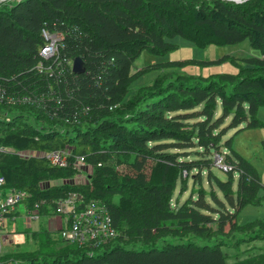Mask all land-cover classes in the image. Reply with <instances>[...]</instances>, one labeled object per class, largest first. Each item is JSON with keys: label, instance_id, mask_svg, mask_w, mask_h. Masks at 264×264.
Listing matches in <instances>:
<instances>
[{"label": "trees", "instance_id": "16d2710c", "mask_svg": "<svg viewBox=\"0 0 264 264\" xmlns=\"http://www.w3.org/2000/svg\"><path fill=\"white\" fill-rule=\"evenodd\" d=\"M44 33L59 35L47 58ZM175 36L202 49L247 40L260 56L235 74L205 78L182 71L190 61L133 67L143 50L171 52ZM76 57L79 74L71 70ZM154 69L151 82L133 85ZM0 89V147L12 149L0 154L2 195L25 192L26 219L54 215L74 193L76 207L104 204L117 233L93 247L28 230L33 249L0 264H264L256 244H264V218L238 220L244 207L261 204L264 186L231 138L223 142L228 129L260 125L264 0H0ZM63 149L68 165H50L44 154ZM204 173L219 194L192 188L180 203L188 180L200 184Z\"/></svg>", "mask_w": 264, "mask_h": 264}, {"label": "rangeland", "instance_id": "374dc122", "mask_svg": "<svg viewBox=\"0 0 264 264\" xmlns=\"http://www.w3.org/2000/svg\"><path fill=\"white\" fill-rule=\"evenodd\" d=\"M170 42L177 45L176 48L168 52L166 55L160 57L150 54L146 50H143L140 55L133 62V67L136 70L147 67L149 64L164 62V61H190L194 62L191 66L184 67L183 72L191 75H199L200 77H208L210 75L220 74V73H229L235 74L238 72L239 68L244 66V59L250 57H259L260 52L257 49L250 47L247 40H244L240 43L226 46H214L210 45L206 48H198L193 43L185 40L181 37H172ZM228 56L226 61H220L223 57ZM234 59V60H232ZM160 70H148L144 75H142L138 80L134 82L133 85L138 87L144 83H149L154 78V76L159 74ZM220 112L218 113V115ZM11 116V113H10ZM260 125L255 127H246V124L243 123L239 128L228 129L226 135L223 136V142L231 138L232 148L242 155L244 159L249 161L258 172L261 178V183L264 186V106L260 107L256 114ZM256 118V119H257ZM230 118L225 119L222 128L228 126ZM220 157H214V160ZM222 159V157H221ZM213 173L221 180H225L227 174L224 171H221L218 168L213 169ZM78 182H84L85 177L79 176ZM234 180L236 182L237 175H234ZM235 186V184H234ZM202 187L205 192L215 191L218 193L217 188L213 182L207 181L206 174H202L201 183L193 184L192 180L189 179L187 182V191L183 192L179 198V202H183L191 193V189H198ZM178 191L174 193V198L178 195ZM219 194V193H218ZM260 195L264 196V189L261 190ZM18 215L15 218V221L6 220L4 222V228L2 229V234L5 235L4 240L11 238L9 234H12L15 244L8 243L6 248L9 251L33 249V245L30 241L24 242L26 230L34 231L39 229H45L49 232H52L53 236L62 240L60 237L59 230H50L49 223L52 221L50 217L47 218L45 214L39 216L38 220L28 221L24 215V207L19 204L16 207ZM264 218V199L261 201L259 206H246L238 215V220L241 223L251 221L253 219H262ZM25 222H29L25 225ZM40 223L42 228L38 227L35 223ZM31 223V224H30ZM31 225V226H30ZM30 228V229H29ZM7 243V242H6ZM20 244V245H19ZM259 247L264 250V244L256 242ZM18 245V246H16ZM16 247V248H15ZM248 246L242 245V249H246ZM230 255L228 261L233 260L234 251L231 249L228 250Z\"/></svg>", "mask_w": 264, "mask_h": 264}, {"label": "built area", "instance_id": "2783aa9c", "mask_svg": "<svg viewBox=\"0 0 264 264\" xmlns=\"http://www.w3.org/2000/svg\"><path fill=\"white\" fill-rule=\"evenodd\" d=\"M43 35L48 41V44L42 47L40 55L43 58H47L56 52L59 35L47 33H44ZM4 98V93L0 89V101ZM21 101H28V98H22ZM7 102L15 103L14 99L10 97L7 98ZM10 150L12 149L0 147V154L3 151ZM19 155L26 157L29 154L27 152H19ZM68 155L69 151L63 149L45 153L44 157L52 166L66 167L68 165ZM82 162L83 158L78 157L74 166L79 168L82 166ZM215 163L220 169L226 170V166L223 164L221 157L216 159ZM3 184L4 178L0 175V256L2 247L5 243V236L2 234L3 220L9 214L13 213L15 207L22 203L27 197V194L23 191H12L3 196ZM79 200L80 198L76 194L70 193L65 199L60 200L57 203L55 215H58L59 218L62 217L63 220V224L58 229L61 239L66 243L76 244L78 246L92 243L93 247L114 239L117 233L112 225L106 206L91 200L84 204V206L76 207V203ZM28 218L31 220H37L39 215L36 212L28 213Z\"/></svg>", "mask_w": 264, "mask_h": 264}, {"label": "crops", "instance_id": "0c3cea01", "mask_svg": "<svg viewBox=\"0 0 264 264\" xmlns=\"http://www.w3.org/2000/svg\"><path fill=\"white\" fill-rule=\"evenodd\" d=\"M234 150V149H233ZM235 151V150H234ZM3 193V192H2ZM23 205V204H22ZM24 207V206H23ZM14 212H16V216L18 215V211L16 210V208H15V210H14ZM24 212H25V209H24ZM25 215V214H24ZM47 216V218H49L50 217V220L52 221L51 223H49V228H50V230H54V231H56V230H58L59 228H60V226L63 224V220H62V217H58V215H46ZM15 218L16 217H6L3 221L5 222L6 220H11V221H15ZM39 219V218H38ZM37 219V220H38ZM26 220V219H25ZM4 222H3V228H4ZM27 223H29V222H25V225L27 224ZM31 224V223H30ZM35 224H37L38 226H37V228L38 227H40V228H42V226H41V224L40 223H35ZM31 226V225H30ZM30 229V228H29ZM27 231V230H26ZM26 231L24 232L25 234H26ZM34 231H36V230H34ZM13 234V233H12ZM12 234H9V236L11 237L9 240L6 238L5 239V243H4V245H3V247H2V252H1V256L0 257H2V256H4V255H7V254H9V253H11V252H15V251H25V250H28V249H23V250H17V249H14L15 251H9V252H7L8 251V249L6 248L7 246V244L10 242V243H13V244H15V242H14V239H13V236H12ZM5 236V235H4ZM26 236V238L24 239V242H27L28 241V235L26 234L25 235ZM7 242V243H6ZM20 245V244H19ZM16 246H18V245H16ZM16 248V247H15Z\"/></svg>", "mask_w": 264, "mask_h": 264}, {"label": "water", "instance_id": "95a60500", "mask_svg": "<svg viewBox=\"0 0 264 264\" xmlns=\"http://www.w3.org/2000/svg\"><path fill=\"white\" fill-rule=\"evenodd\" d=\"M71 70L75 74L82 73L84 71L83 62L79 57H76L71 65Z\"/></svg>", "mask_w": 264, "mask_h": 264}, {"label": "bare ground", "instance_id": "6f19581e", "mask_svg": "<svg viewBox=\"0 0 264 264\" xmlns=\"http://www.w3.org/2000/svg\"><path fill=\"white\" fill-rule=\"evenodd\" d=\"M221 157V156H220Z\"/></svg>", "mask_w": 264, "mask_h": 264}]
</instances>
